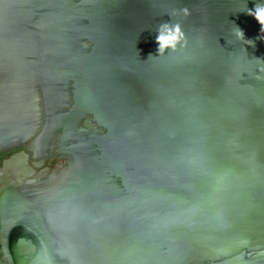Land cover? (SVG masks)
<instances>
[{"label": "water", "instance_id": "obj_1", "mask_svg": "<svg viewBox=\"0 0 264 264\" xmlns=\"http://www.w3.org/2000/svg\"><path fill=\"white\" fill-rule=\"evenodd\" d=\"M258 6L0 0V152L43 127L66 161L44 178L24 152L3 163L0 264H264ZM164 23L187 43L161 56ZM59 96L70 110L50 115ZM19 154L31 174L6 171Z\"/></svg>", "mask_w": 264, "mask_h": 264}, {"label": "flooded vegetation", "instance_id": "obj_2", "mask_svg": "<svg viewBox=\"0 0 264 264\" xmlns=\"http://www.w3.org/2000/svg\"><path fill=\"white\" fill-rule=\"evenodd\" d=\"M71 98L72 95H70V103H73ZM64 103V97L61 96H59L57 100H54V102H50L48 107L50 115H57L60 111L68 112L70 108L66 107ZM44 106L45 104H43V107ZM45 125L46 123L43 124L44 127ZM96 131L97 126L92 121L91 116L82 119L76 130H71L69 132L67 136V146L69 147L72 144H78V139L80 137L88 138L89 135ZM62 132L63 130H60L58 134H52L49 132L44 133L42 127V136L40 140H36L37 136H34L32 139L26 141L25 144L2 150L0 152V169L6 160L21 152H24L27 155V166L35 170V175L42 172V178L46 177L53 171L62 169L65 166L66 161L56 156L61 142Z\"/></svg>", "mask_w": 264, "mask_h": 264}, {"label": "clouds", "instance_id": "obj_3", "mask_svg": "<svg viewBox=\"0 0 264 264\" xmlns=\"http://www.w3.org/2000/svg\"><path fill=\"white\" fill-rule=\"evenodd\" d=\"M179 12L182 13L185 18H188L191 15L188 7L179 9ZM248 15L254 16V18L259 22L261 26V32H264V6L256 7L254 12L249 10ZM236 34L238 38H244L243 31L238 30ZM181 41H184V44H182L181 46L186 47V36L181 29V25L179 23H164L161 26V34L157 37V43L159 45L158 54L162 56L165 53L166 49L176 51L177 45L181 44ZM151 57V54H149V58ZM261 70L264 71V69ZM256 78L260 79V77Z\"/></svg>", "mask_w": 264, "mask_h": 264}, {"label": "bare ground", "instance_id": "obj_4", "mask_svg": "<svg viewBox=\"0 0 264 264\" xmlns=\"http://www.w3.org/2000/svg\"><path fill=\"white\" fill-rule=\"evenodd\" d=\"M23 162H24V155L23 154H19V155L15 156L12 160H10L7 163L6 171L10 168L12 170L19 171L20 173L25 174V175L31 174V171L29 169H27L26 167H24ZM2 176H3V172L0 173V177H2Z\"/></svg>", "mask_w": 264, "mask_h": 264}]
</instances>
